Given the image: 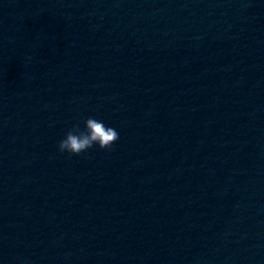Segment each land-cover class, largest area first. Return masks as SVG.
<instances>
[{"label":"water","instance_id":"water-1","mask_svg":"<svg viewBox=\"0 0 264 264\" xmlns=\"http://www.w3.org/2000/svg\"><path fill=\"white\" fill-rule=\"evenodd\" d=\"M0 264H264V0H0Z\"/></svg>","mask_w":264,"mask_h":264},{"label":"clouds","instance_id":"clouds-1","mask_svg":"<svg viewBox=\"0 0 264 264\" xmlns=\"http://www.w3.org/2000/svg\"><path fill=\"white\" fill-rule=\"evenodd\" d=\"M83 128L74 124L69 128L64 138L57 145L58 151L72 155H80L94 145L100 149L111 151L112 146L119 139V133L103 121L93 117L83 118Z\"/></svg>","mask_w":264,"mask_h":264}]
</instances>
